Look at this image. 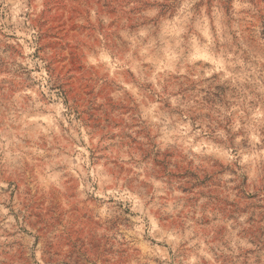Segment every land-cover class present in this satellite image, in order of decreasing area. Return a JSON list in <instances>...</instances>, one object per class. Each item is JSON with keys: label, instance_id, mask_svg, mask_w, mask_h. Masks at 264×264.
<instances>
[{"label": "rangeland", "instance_id": "1", "mask_svg": "<svg viewBox=\"0 0 264 264\" xmlns=\"http://www.w3.org/2000/svg\"><path fill=\"white\" fill-rule=\"evenodd\" d=\"M0 264H264V0H0Z\"/></svg>", "mask_w": 264, "mask_h": 264}]
</instances>
